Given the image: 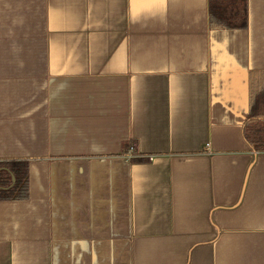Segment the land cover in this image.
I'll list each match as a JSON object with an SVG mask.
<instances>
[{"label":"crops","instance_id":"obj_1","mask_svg":"<svg viewBox=\"0 0 264 264\" xmlns=\"http://www.w3.org/2000/svg\"><path fill=\"white\" fill-rule=\"evenodd\" d=\"M245 2V27L212 28V0H0V161L29 190L0 200V264H264Z\"/></svg>","mask_w":264,"mask_h":264},{"label":"trees","instance_id":"obj_2","mask_svg":"<svg viewBox=\"0 0 264 264\" xmlns=\"http://www.w3.org/2000/svg\"><path fill=\"white\" fill-rule=\"evenodd\" d=\"M212 28H243L246 25L245 0H212ZM249 120V118L247 119ZM249 138L257 140L256 150L264 149V137L253 128H246ZM28 168L24 160L0 161V200H20L28 197Z\"/></svg>","mask_w":264,"mask_h":264}]
</instances>
